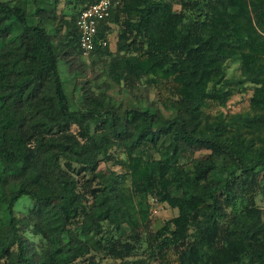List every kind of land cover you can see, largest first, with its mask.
<instances>
[{
    "label": "trees",
    "instance_id": "obj_1",
    "mask_svg": "<svg viewBox=\"0 0 264 264\" xmlns=\"http://www.w3.org/2000/svg\"><path fill=\"white\" fill-rule=\"evenodd\" d=\"M96 1L0 0V264H264V0H121L87 57L109 79L73 110L62 60L83 56L77 20ZM142 80L170 115L109 98ZM236 83L249 109L224 113ZM112 161L124 172L100 169ZM151 198L178 211L156 232ZM129 233L147 243L132 260Z\"/></svg>",
    "mask_w": 264,
    "mask_h": 264
},
{
    "label": "rangeland",
    "instance_id": "obj_2",
    "mask_svg": "<svg viewBox=\"0 0 264 264\" xmlns=\"http://www.w3.org/2000/svg\"><path fill=\"white\" fill-rule=\"evenodd\" d=\"M179 0H174V9L180 10L182 9L181 4L178 2ZM66 12L70 11V13L74 12L73 6H68L67 8H64ZM45 26L47 28H60L62 29L61 23H54L51 21H47ZM115 27V26H113ZM65 31V28L62 29V33ZM119 32L117 28H114V31L110 35V49L112 52H116L117 49V42H118ZM92 60L85 56H71L68 58H64L62 60V77L67 80L68 83V95L70 99V104L73 110H78L81 106L80 103V97L83 93L82 91H79L80 87L83 83H87V87H91L96 94L97 92V86L102 84L104 81H106L108 76L105 73L104 67L105 62H101L100 64H97L95 66H92ZM226 74L227 78L238 80L241 78V67L238 62H228L226 64ZM90 82V83H89ZM74 83H78L79 87L77 92L73 96V86ZM232 89V96L230 100L228 101L227 105L225 107H221L222 111L224 113H238L247 111L249 109V103H250V97L253 92V87L250 84L240 85L238 83L231 86ZM170 94L166 93L165 90H159V88H147L145 80H142L139 82L138 87L135 89L130 90L125 86L124 83H122L120 86L112 87L108 90V96L109 98L116 103L117 107H120L123 111L125 108L129 107H147L151 105L154 109H161L163 112L168 116L171 114V112L165 110L163 108V99L167 98ZM218 107H213L211 111L208 110L209 113L215 114L217 112ZM207 152H197L195 154L196 157H202ZM117 160H124V155L121 153L115 154ZM114 161L111 162V164L106 165L105 163L100 164L101 170H106L108 166L114 167L117 171L123 173L124 167L121 166V164H113ZM115 165V166H114ZM257 204L259 207L263 210V219H264V196L263 195H257L256 198ZM150 204L152 205L151 208V227L150 230L153 232L158 231L161 229L165 223L173 219L178 215V211L176 209L171 208L167 204H158L155 202L153 198L149 199ZM246 203V202H245ZM234 204L238 210L242 207L243 201L242 198H235ZM33 206V202L30 200L23 198L17 206L16 211L17 215L22 217L25 215L28 210ZM233 207L230 208V212L233 213ZM141 240L139 242H134L133 239L135 237L133 236V233H129L125 239L126 241H130L135 245L136 249L134 251V254L129 257L130 260L138 258L140 255H143V253L147 249V243L145 241V235L140 234ZM37 242V240H34ZM172 258V263L176 264L175 257ZM102 264H115V262L108 256L105 257L102 255Z\"/></svg>",
    "mask_w": 264,
    "mask_h": 264
},
{
    "label": "built area",
    "instance_id": "obj_3",
    "mask_svg": "<svg viewBox=\"0 0 264 264\" xmlns=\"http://www.w3.org/2000/svg\"><path fill=\"white\" fill-rule=\"evenodd\" d=\"M120 2L121 0H97L81 11L77 26L80 32V45L84 52L83 56L88 57L94 49L101 22L110 17L112 8ZM104 45H106V42H104Z\"/></svg>",
    "mask_w": 264,
    "mask_h": 264
}]
</instances>
